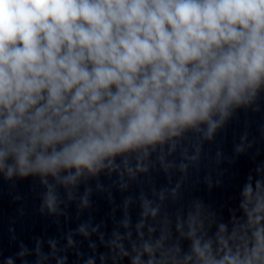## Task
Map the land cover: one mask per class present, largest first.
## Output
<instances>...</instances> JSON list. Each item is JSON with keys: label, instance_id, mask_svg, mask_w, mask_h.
<instances>
[{"label": "clouds", "instance_id": "obj_1", "mask_svg": "<svg viewBox=\"0 0 264 264\" xmlns=\"http://www.w3.org/2000/svg\"><path fill=\"white\" fill-rule=\"evenodd\" d=\"M261 85L264 0H0V172L73 183L186 129L211 136L213 117ZM242 195L231 232L204 239L190 216V252L161 237L134 246L132 264H264V181L249 177Z\"/></svg>", "mask_w": 264, "mask_h": 264}]
</instances>
